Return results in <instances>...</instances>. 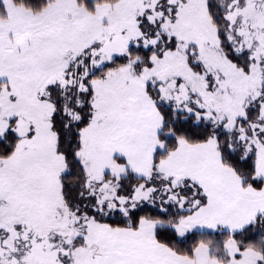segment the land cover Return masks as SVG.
I'll list each match as a JSON object with an SVG mask.
<instances>
[{
    "label": "rangeland",
    "instance_id": "obj_1",
    "mask_svg": "<svg viewBox=\"0 0 264 264\" xmlns=\"http://www.w3.org/2000/svg\"><path fill=\"white\" fill-rule=\"evenodd\" d=\"M1 1L7 15L0 19V138L8 128L19 137L12 154L0 160V228L7 232L6 246L13 247L18 228L25 234L30 229L45 240L50 232H56L64 242L80 241L70 264H256L260 254L250 249L241 252L232 240L225 246V262L224 255L222 260L213 258L204 244L195 249L192 259L177 255L155 241L153 228L160 224L151 220H142L139 230L134 229L135 234L88 221L86 231L79 233L82 239H77L78 233L68 228L65 213L59 211L63 205L59 176L66 166L63 156L56 151L51 130L53 105L48 99V87L66 77L68 64L74 57L85 64L83 71L87 72L108 60L113 52L108 45L126 46L137 37L147 44L153 42L154 38L141 34L137 22L146 16L155 23L162 14L157 6L161 0H118L112 5L98 6L94 14L85 12L75 0H55L39 12L27 11L9 0ZM178 6L176 18L156 22L155 30L174 36L182 44L159 58L153 57L152 67L145 68L139 76L131 75L125 65L91 84L94 90L91 103L95 109L90 122L81 130L79 150L88 176L107 171L117 176L126 167L138 175L149 174L162 117L145 93L144 80H156L164 96L170 95L174 85L176 98L184 97L187 91L197 93L206 105L220 110L227 119V128H232L235 118L244 114V103L263 84L260 48L252 55L254 62L245 73L221 57L204 0H184ZM263 8L264 0H243L229 14L231 27L235 25L233 29L242 33L245 44L252 50L261 39L264 44ZM188 43L192 44L188 53L196 50L193 59L204 73L197 74L187 65L183 48ZM85 55V60L78 59ZM205 75L213 83L209 84ZM78 76L80 80L82 76ZM57 86L60 91L57 96H62L65 102L67 97L78 96L71 87ZM73 101L78 104L80 98ZM182 144L175 151L179 150L178 157L184 158L185 163L192 159V154L193 165L199 160L197 166L205 168L210 158L206 148L211 147L219 157L214 140L191 147L194 150ZM116 156L123 157L125 164L116 160ZM168 159L164 161L166 167L163 160L160 162V168L170 173ZM179 163L181 160L176 161ZM216 164L231 179L221 177L223 184H213L211 194L208 188L205 205L213 209L212 213L206 215L210 217L194 215L193 227L211 230L221 226L235 230L264 212V186L259 190L243 188L233 171L215 159L213 165ZM256 172L264 180L263 147L257 152ZM224 212L235 214L230 217L227 214L223 220ZM192 223L187 216L180 227L191 229ZM151 237L154 247L149 246Z\"/></svg>",
    "mask_w": 264,
    "mask_h": 264
},
{
    "label": "trees",
    "instance_id": "obj_2",
    "mask_svg": "<svg viewBox=\"0 0 264 264\" xmlns=\"http://www.w3.org/2000/svg\"><path fill=\"white\" fill-rule=\"evenodd\" d=\"M9 1L27 11L39 12L55 0ZM117 1L75 0L89 14H94L100 5H112ZM167 2L168 0L158 2L157 6L162 14L155 23L146 16L140 17L137 22L141 34L154 38L153 42L147 44L137 37L126 46L123 43L118 44V47L107 44L110 51H113L108 60L87 72L83 71L85 64L74 57L68 64L66 77L48 87V99L53 105L51 130L56 139V151L63 156L66 166L59 176L63 204L59 211L65 213L68 228L78 233L80 238L77 239H82L80 234L86 231L88 221L112 228L134 230L142 220H151L160 224L153 228L155 241L179 255L192 259L195 249L204 244L210 248L213 258L222 260L221 256L224 255L225 262V246L232 240L241 252L250 249L259 253L260 258L256 264H264V212L258 213L250 222L235 230L221 226L211 230L180 227L183 219L206 204L207 195L190 178L173 175L160 168V162L181 143L205 144L214 140V149L222 164L237 174L241 179V186L261 189L264 180L257 175L256 157L259 147L264 148V115H261L264 82L256 90L255 96L249 97L244 103V114L235 118L232 128H227L226 117L220 110L215 111V108L202 102L197 93L187 91L184 97L176 98L173 95L177 86L174 85L170 95L164 96L161 85L156 80L146 79L145 93L162 117L157 133L158 145L151 156L149 174L138 175L126 167L117 176L107 171L91 177L79 155L82 147L81 130L90 122L95 109L91 103L94 99L91 85L94 80L125 65L131 75L139 76L145 68L152 67L153 57L159 58L164 52L174 50L178 44H182L174 36L155 30L156 22L176 18L178 4L184 0L168 2L170 5ZM242 2L243 0H204L206 16L215 31L221 57L247 73L254 62L252 55L258 48L259 58L264 66V44L261 39L253 50L248 48L242 33L233 29L235 25L231 27L230 11L234 5L240 6ZM6 15L7 11L0 0V19H5ZM189 44L183 48L187 65L197 74L204 73V69L193 59L196 50L194 49L193 54L188 53L192 51V44ZM86 57L78 59L85 60ZM78 75L82 76L80 80H77L80 77ZM205 76L209 84L213 83L211 77ZM57 84L71 87L73 92L77 90L75 93L78 96L67 97L65 102L62 96H57L60 92ZM76 98H80L78 104L73 101ZM66 104L71 111L65 108ZM18 140L19 137L11 129L4 131L0 138V160L12 154ZM115 158L120 163L126 162L121 156ZM17 231L14 245L10 248L4 242L7 232L0 228V264H70L73 250L80 245V241L78 244L64 242L56 232H50L46 236L48 240H45L30 229L26 234L18 228ZM221 260L220 263L223 262Z\"/></svg>",
    "mask_w": 264,
    "mask_h": 264
},
{
    "label": "crops",
    "instance_id": "obj_3",
    "mask_svg": "<svg viewBox=\"0 0 264 264\" xmlns=\"http://www.w3.org/2000/svg\"><path fill=\"white\" fill-rule=\"evenodd\" d=\"M183 146L184 145H187L186 146V149H189L191 147H198V145H201V144H188V143H183L182 144ZM193 145H197V146H193ZM157 146V144H156ZM185 147V146H184ZM156 148V147H155ZM192 150H194V148H191ZM201 149H205L204 147H201ZM208 153H209V162L208 164L205 165V168L203 167H198L197 164L201 163L199 160L195 162V166L193 165L194 164V157L193 155L191 154V160L187 161V163H185V159L184 158H181V157H178L179 155V150L178 151H174L172 152L173 154L172 155H169L168 156V162L171 161L170 164H167L168 168L167 170L173 174V175H178L180 176V173H183L182 176L183 177H188L190 178L191 180H193L194 182H196L198 185H201V187L203 188L204 192L207 193V190L209 188V190L211 189V186H213V184H223V181L220 180V178L222 177L223 180L225 178L226 180V177L231 179L230 176L224 174L222 171H220V167H219V164H216V166L213 165V162L215 163V159L216 161L218 160V163L221 162L220 158L219 157H216L214 155V151L211 148H206ZM155 150V149H154ZM176 153V154H175ZM152 156V155H151ZM199 156H197V159H198ZM196 158V157H195ZM166 160H163V162L167 161ZM178 160H181V163L179 164H176V161ZM164 162V163H165ZM185 163V164H184ZM184 164V165H183ZM222 164V162H221ZM223 165V164H222ZM164 166L166 167V163L164 164ZM225 167H227L226 165H223ZM228 169H230L229 167H227ZM187 170V171H186ZM203 170V171H202ZM231 171H233L232 169H230ZM234 172V171H233ZM218 173H221V174H218ZM235 173V172H234ZM236 174V173H235ZM237 175V174H236ZM238 177V176H237ZM241 180V179H240ZM233 184H235V182L233 181ZM264 186V185H263ZM242 187V186H241ZM251 188V187H250ZM253 189V188H252ZM211 192V190L209 191V193ZM207 193V194H209ZM211 194V193H210ZM207 205V204H206ZM206 205H203L201 206V208L199 207L198 210H195L191 215L188 216V219H189V222H194V219H193V216H198L197 214H202V215H208L210 213H212V210L211 208H208ZM205 211V213L203 212ZM216 211V210H215ZM204 213V214H203ZM223 220H226L228 215L229 217L235 213H223ZM228 214V215H227ZM206 217H210V216H206ZM194 226V223H192V227H190L191 229H194L195 227ZM122 230H129L130 233H134L135 234V231L139 230V228L137 230H133V229H124V228H121ZM138 239V238H137ZM151 242H150V245L149 246H152L154 247V243L152 241V237L150 238ZM163 253V252H162ZM178 255V254H177Z\"/></svg>",
    "mask_w": 264,
    "mask_h": 264
}]
</instances>
